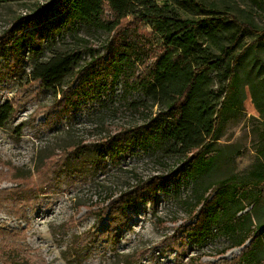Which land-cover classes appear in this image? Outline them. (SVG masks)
Returning a JSON list of instances; mask_svg holds the SVG:
<instances>
[{
  "label": "rangeland",
  "instance_id": "374dc122",
  "mask_svg": "<svg viewBox=\"0 0 264 264\" xmlns=\"http://www.w3.org/2000/svg\"><path fill=\"white\" fill-rule=\"evenodd\" d=\"M51 1L0 0V105L9 102L14 108L9 121L0 128V264H238L250 247L251 237L240 248L216 233L201 244L190 239L187 231L195 219L180 203L191 196L184 178V158L167 154L165 149L146 150L132 142L126 153H111L105 161L93 162L94 154H89L85 159L93 163L91 177L80 175L82 169L75 166L70 169L66 159L73 148L67 146L90 149L124 130L148 126L166 109L149 102L145 111L125 110L120 85L109 95L64 100L61 94L32 82L28 41L10 49L1 47L13 45L17 30L24 24L31 22V29L36 27L38 15H57L54 8L58 4L52 6ZM165 2L182 19L205 16L194 7L196 3L204 11L214 9L227 18L243 21L250 15L260 26L264 20V0L258 5L248 0L159 3ZM140 30L151 33L146 26ZM109 41L111 36L103 32L79 28L76 37L63 34L55 38L56 45L46 44L38 60L47 61L57 52L84 53L91 49L105 61ZM186 53L197 64H210L197 79L181 122L190 144L198 148L210 139L212 113L232 73L233 55L220 61L218 52L205 50L202 42ZM89 60L88 55H81L74 77L79 66ZM73 79H65L62 89L66 91ZM258 119L246 89L242 114L224 127L220 144L225 145L227 159L217 162L204 178L207 185L250 174L258 162V150L264 146ZM159 181L162 191L154 200L137 191ZM105 189H112L113 198L103 203L104 196L99 193ZM260 190L243 200L254 226L264 222V189ZM136 191L140 199L124 207L122 194ZM253 248L264 264V234Z\"/></svg>",
  "mask_w": 264,
  "mask_h": 264
},
{
  "label": "trees",
  "instance_id": "16d2710c",
  "mask_svg": "<svg viewBox=\"0 0 264 264\" xmlns=\"http://www.w3.org/2000/svg\"><path fill=\"white\" fill-rule=\"evenodd\" d=\"M160 1L163 0H52V6L58 4L54 8L57 15H38L36 27L31 29V22L24 24L17 30L13 45L5 44L1 48H14L28 41L33 59L30 80L54 94H61L64 100L73 96L92 99L97 94L109 95L120 85L125 110L142 112L147 110L145 105L149 102L152 106L164 107L166 112L159 115V119L151 120L148 126L124 130L119 136L90 149L85 145L67 146L73 148L70 158L66 159L71 164L70 169L75 166L82 169L80 175L91 177L93 163L85 159L89 154H94L93 162L105 161L106 157L111 158V153H126L132 142L146 150L165 149L167 154L182 157L186 161L184 178L191 196L180 203L195 219V224L187 231L190 239L201 244L216 233L240 248L251 237L250 247L241 254L238 264H262L253 247L264 234V222L257 226L251 223L250 210L243 200L247 195L253 196L257 189H264V146L258 150V162L249 175L222 179L212 185H207L204 178L214 170L217 162L227 159L225 145L220 144L224 127L230 119H237L242 114L246 89L259 115L256 121L261 123L264 133V20L260 26L250 15L243 21L227 18L214 9L204 11L196 3H193L194 7L205 16L182 19L168 3L160 4ZM248 1L259 4V0ZM228 5L235 7L232 3ZM215 6L211 4V7ZM52 20H55L54 24ZM141 26L148 27L151 33L140 30ZM83 27L111 36V41L106 44L105 61L91 49L84 53L57 52L47 61L38 60L46 44L56 45L55 38L63 34L76 37L79 28ZM198 42H202L207 51L215 49L220 61L232 55L233 58L232 73L222 100L212 113L210 139L194 148L181 122L185 119L197 79L210 67L208 62L197 64L186 53V49ZM83 54L90 60L79 66L78 75L74 77V68ZM67 78L74 79L65 91L62 87ZM13 113L11 103L0 105V128ZM161 185V181L150 182L137 191L154 200L162 191ZM137 191L122 194L124 207L137 203L140 199ZM112 193V189L99 193L104 196L103 203L113 198Z\"/></svg>",
  "mask_w": 264,
  "mask_h": 264
}]
</instances>
